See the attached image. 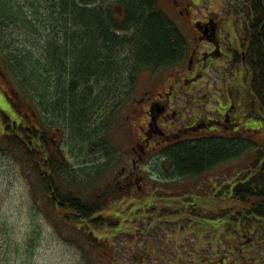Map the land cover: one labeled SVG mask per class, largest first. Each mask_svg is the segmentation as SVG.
I'll list each match as a JSON object with an SVG mask.
<instances>
[{
  "label": "rangeland",
  "instance_id": "374dc122",
  "mask_svg": "<svg viewBox=\"0 0 264 264\" xmlns=\"http://www.w3.org/2000/svg\"><path fill=\"white\" fill-rule=\"evenodd\" d=\"M157 1L158 8L185 36L188 56L184 64L170 69L144 71L134 89L124 99L120 96L118 107L109 114L107 112L105 117H94V127L91 124L87 128L88 134L91 131L95 134L92 147H89L91 143L80 140L68 124L44 115L35 86L32 85L27 93L15 71L9 68V61L5 63L2 58L7 57L9 51L3 47L0 52V71L3 73L0 74V109L8 115L10 112L9 120L25 122L37 128L39 136H46L45 155L53 157L57 164L63 163L62 181L56 180L61 193L94 200L95 205L107 198L98 214L117 222L115 227L89 230L79 222L69 220L68 211L55 209L51 193L33 167L37 162L36 155L28 157L24 147L10 145L5 117L0 111V263L6 239L10 240L12 252L8 264H221L220 256L225 259L230 255L228 247L235 240L229 241V236L236 237L235 232L212 225L199 228L196 240L189 228L192 225L190 218L183 215L186 208L179 207L183 202H170L167 195L177 197L180 193L190 199L194 191L203 195L205 189L202 187L207 186L206 193H209L204 194L207 201L196 203L200 213L205 208L218 213L233 207L232 203L212 200V193L216 191L214 184L230 182L248 172L245 166L254 162L256 154L247 153L202 177L172 180L166 176L169 164L161 161L160 150L153 147H157L156 142L163 137L168 136L167 141L173 142L175 135H186L185 129L191 125L189 117L199 111L204 115L200 122L205 128L191 131L195 137L203 133L227 136L224 124L219 122L221 118L214 116L224 113L228 104L226 94L230 88L225 89L223 81H236L235 74L228 72L230 65L222 64V61L231 62L234 57L222 59L218 54L220 49L211 50L206 45V35L200 40L197 37L205 31L209 19H213L218 26L217 37L227 31L225 38L232 37L235 41L234 33L230 36V24L240 6L236 0H186L191 11L189 15L185 12L181 15L182 8L176 6L175 0ZM223 19H227V23ZM194 22L199 25L198 32ZM216 45L226 52L222 39ZM194 49L198 52L189 71V57ZM208 51L214 58L209 59L204 69L202 62L208 59ZM237 63L241 64L239 57ZM195 70H198L196 74ZM246 74L245 70L239 72L240 83ZM170 88L179 92L174 94L173 99H176L170 105L178 114L170 109L158 113L155 107L160 104L156 99L158 92H169ZM12 100L18 111L13 108ZM244 103H249V99ZM251 105L256 112L258 109L252 102ZM180 113L184 116H178ZM178 124L179 127L173 130ZM262 135V138H255L264 140V133ZM50 139L54 144L48 143ZM40 142V137L34 140L35 145ZM170 212L177 216L165 219L163 216ZM152 224L154 228H151ZM255 225L258 242L251 245V238L247 239L250 248L243 255L249 259L244 263L237 254L238 264H264V222H255ZM203 231L210 244L202 247ZM237 231L244 232L242 228ZM223 264H230V261Z\"/></svg>",
  "mask_w": 264,
  "mask_h": 264
},
{
  "label": "trees",
  "instance_id": "16d2710c",
  "mask_svg": "<svg viewBox=\"0 0 264 264\" xmlns=\"http://www.w3.org/2000/svg\"><path fill=\"white\" fill-rule=\"evenodd\" d=\"M260 43L255 45L258 56L251 53L247 58L252 70L247 71L243 82L250 83L249 90L255 97L251 102L258 109L259 117L254 118L264 120V53H259ZM3 47L9 54L2 58L5 63L9 61V68L15 71L20 85L27 93L35 86L44 115L68 124L80 140L91 143L89 147L94 144L95 134L92 131L88 134L87 128L91 124L94 127V117H105L118 107L120 96L124 99L134 89L144 71L170 69L184 64L188 56L185 36L158 8L157 0H0V52ZM240 60H243L241 56ZM13 107L18 108L14 102ZM4 117L10 145L24 147L28 157L36 155L33 167L51 193L55 209L68 211L69 220L89 230L117 226V222L98 214L107 198L95 205L94 200L59 191L56 180L62 181L63 163L57 164L53 157L45 155V135L39 136V130L25 122ZM37 137L42 145H35ZM48 143L54 144V140ZM250 152L257 158L245 166L248 172L230 182L214 184L216 191L212 193V200L226 201L233 207L218 213L205 208L200 213L196 203L207 201L204 197L209 193H206L207 186L202 187L203 195L194 191L190 199L182 196L188 200L185 205L191 206L194 202L190 217L195 225H189L192 233L212 225L235 232L236 237L229 236V241H235L229 244L230 255L224 257L225 263L229 260L230 264H238L237 254L244 263L249 259L243 255L250 248L244 240L255 237V222H264V140L250 143L244 137L239 141L208 134L169 142L158 152L161 161L169 164L166 176L172 180L202 177ZM176 200H182L181 196L170 198V202ZM184 204L179 207L187 210ZM200 214L203 215L200 217ZM176 216L170 212L163 217ZM154 227L152 224L151 228ZM241 228L244 232L237 231ZM201 236L205 237L204 231ZM10 248V240L6 239L0 264L9 263Z\"/></svg>",
  "mask_w": 264,
  "mask_h": 264
},
{
  "label": "flooded vegetation",
  "instance_id": "af4514ba",
  "mask_svg": "<svg viewBox=\"0 0 264 264\" xmlns=\"http://www.w3.org/2000/svg\"><path fill=\"white\" fill-rule=\"evenodd\" d=\"M236 1L237 3H239L238 6H240V8H238V11L234 15L233 22L231 21V24H230V29H231L230 36H232V34L234 33V36L236 38L235 41L232 37L228 39L225 38V36H227L226 34H228L227 31H222V36L217 37L216 32L218 31V26L215 20L213 19H209L210 21L204 27L205 31H202L198 35L197 39L200 40L202 39L204 35H206L208 38L207 40L208 43L206 45H208L211 50L220 49L218 54L219 56L222 57V59H227L228 57L230 58V56L234 57V61H231V62L229 60L222 61V64L230 65V69L228 70V72L231 74H235L236 81L234 82L226 81V80L223 81L225 89L230 88L228 91V94H226L228 98V104L225 108L224 113L215 115L214 117L221 118V121L219 122L224 124L223 126L226 129L227 137L238 138L239 141H241V138L245 136L244 138L248 140L250 143H258L260 140H257L255 136L258 138H260V136L261 137L263 136L262 133H264V130H263L264 120L263 119L259 120L257 118H254V117H259L258 116L259 111L253 112V109H252L250 100L251 101L254 100L253 99L254 94L252 90H249L250 83L243 82V81L242 83H240V80L238 79L240 78L239 72L241 74L242 70H245V71L252 70L251 65H249L247 58L250 57L251 53H254L256 57L258 56L257 54L258 49L255 50V45L257 46L258 41L261 42L259 46L260 47L259 53H262V54L264 53V0H243V1L236 0ZM175 4L176 6L182 8L180 9L181 15H184V12L189 15L191 11L190 3H187L186 0H175ZM226 20L227 19H223V22L227 23ZM235 20L237 21L235 22ZM193 26L198 32L199 25L196 26L194 22ZM221 39L223 40L224 48L226 49V52H223L221 46L217 47L216 45L219 43ZM251 43H255V44L252 46ZM250 46L254 48V52L251 50ZM197 52L198 50L194 49L191 55L193 57V61L191 65H189L188 67L189 71L192 70V66L194 64V59L196 57ZM239 52H241V54ZM207 54L209 56L208 59L202 62V68L205 65L204 69H206L207 64L209 63V59L214 58V56H211V51H208ZM240 56L243 59L242 61L240 60ZM238 57H239V60L241 61V64L237 63ZM197 72L198 70H195L194 74H196ZM188 81L189 79L186 80V82ZM178 93L179 92H174L172 88H170L169 92L159 91L158 97L156 99L160 102V104L157 103L155 105V107L157 108L156 111L160 113L163 110L167 111L168 109H170V110H173V113L177 112L178 114V111L172 109L170 106L173 100L176 99V98L173 99L174 94L177 95ZM246 99H249V103L247 104L244 103ZM222 100L224 99H221V101ZM11 104L13 106V100L11 101ZM161 105H164V106H161ZM9 110H11L10 106H9ZM0 111L2 112V117H4V115L10 116V112H8L9 113L8 115L6 114V112L2 111L1 109ZM180 115H183V113H180L178 116ZM196 117H198V119ZM201 117H204V115L200 113L194 114V116L189 117L190 118L189 120L191 121V125L185 129L186 135H184L183 137H181L178 134L175 135L173 137L175 141L182 140L186 137H189V138L195 137L196 134H192L191 131L198 132L200 130H203L205 128V125L200 122ZM173 120H176V119H173ZM179 124L174 125L172 129L174 130L178 128ZM166 131L170 132V130H166ZM167 132L165 134H168ZM187 134L192 135V136H188ZM161 135H164V132ZM204 136H208V134L203 133L201 134L200 137H204ZM200 137H195V138H200ZM167 140H169L168 136H166V138L163 137L162 139H159L156 142L157 147H153V149L158 151L166 147V145L170 142V141L168 142ZM139 147L143 148L144 146L139 145ZM178 195L181 196L182 198L181 201L184 204V202L187 199H184L182 195L179 193ZM167 196L170 198L176 197L174 195L173 196L167 195ZM193 203L191 204V206L193 205ZM185 206L187 207V211L183 215H188V217L190 218V222L192 223V225L190 226H193L194 224H193V220L191 219L192 217H190V214L193 213L194 208L193 206L191 208L190 204L188 206L187 205ZM194 206H196V204ZM189 228L192 230L191 227ZM193 235L195 237L196 233L195 234L193 233ZM251 240H252L253 245H255L258 242L255 239V237H251ZM208 241H209L208 236L203 237L202 247L210 244V242ZM249 245H250L249 241L248 240L245 241V246H249ZM199 246L200 244L198 242L197 247ZM220 258H221V264H223L224 259L222 256H220Z\"/></svg>",
  "mask_w": 264,
  "mask_h": 264
},
{
  "label": "water",
  "instance_id": "95a60500",
  "mask_svg": "<svg viewBox=\"0 0 264 264\" xmlns=\"http://www.w3.org/2000/svg\"><path fill=\"white\" fill-rule=\"evenodd\" d=\"M191 63H192V58L190 59V65H191Z\"/></svg>",
  "mask_w": 264,
  "mask_h": 264
}]
</instances>
